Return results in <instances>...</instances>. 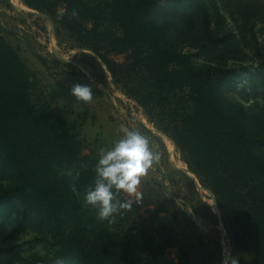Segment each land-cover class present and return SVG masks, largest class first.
Masks as SVG:
<instances>
[{
  "label": "trees",
  "instance_id": "obj_1",
  "mask_svg": "<svg viewBox=\"0 0 264 264\" xmlns=\"http://www.w3.org/2000/svg\"><path fill=\"white\" fill-rule=\"evenodd\" d=\"M22 2L78 35L149 115L185 95L187 107L174 109V120L159 129L214 194L238 249L251 264H264V137L249 134L260 118L224 95L234 71L212 56V47L223 40L211 23L197 35L211 64L198 66L172 46L175 25L155 19L154 0ZM120 55L124 63L115 60ZM35 84V74L0 35V172L17 178L10 196L50 230L60 255L72 264H200L180 246L176 221L163 211H150L147 221L127 231L131 217L144 208L134 204L115 215L122 227L114 230L112 219L99 220L96 209L84 204L99 154L87 152L78 129L49 103L33 102Z\"/></svg>",
  "mask_w": 264,
  "mask_h": 264
},
{
  "label": "rangeland",
  "instance_id": "obj_2",
  "mask_svg": "<svg viewBox=\"0 0 264 264\" xmlns=\"http://www.w3.org/2000/svg\"><path fill=\"white\" fill-rule=\"evenodd\" d=\"M154 1L155 19L175 25L172 46L198 66L211 64L197 46V35L204 32L206 21L211 23L214 36L223 40L212 47V56L222 58L234 71L223 93L260 118V125L249 126V134L264 137V0ZM0 35L36 76L33 102L38 106L49 103L55 113L73 124L87 152L99 154L123 135V129L133 128L147 136L160 153V161L139 189L144 208L124 229L147 221L150 211H163L176 221L180 246L200 264H251L250 256L238 249L214 194L201 185L181 151L159 129L174 120V109L187 107L185 95L173 96L171 107H154L149 115L126 95L78 35L59 27L46 14L29 9L22 0H0ZM114 58L125 61V56ZM77 83L92 88L91 101L80 102L71 95L70 86ZM16 184L14 175L0 172V264H72L60 255L50 230L10 196ZM111 219V229L122 227L115 216Z\"/></svg>",
  "mask_w": 264,
  "mask_h": 264
},
{
  "label": "clouds",
  "instance_id": "obj_3",
  "mask_svg": "<svg viewBox=\"0 0 264 264\" xmlns=\"http://www.w3.org/2000/svg\"><path fill=\"white\" fill-rule=\"evenodd\" d=\"M64 10H60L63 15ZM72 16L77 17L74 9ZM71 95L80 102L93 98L92 88L84 84L70 86ZM111 147L101 148L95 165L94 184L84 193V204L96 209L99 220H109L141 201L140 186L144 177L161 159L147 136L139 130L125 128ZM73 191H76L73 186ZM128 199H120L121 195Z\"/></svg>",
  "mask_w": 264,
  "mask_h": 264
},
{
  "label": "bare ground",
  "instance_id": "obj_4",
  "mask_svg": "<svg viewBox=\"0 0 264 264\" xmlns=\"http://www.w3.org/2000/svg\"><path fill=\"white\" fill-rule=\"evenodd\" d=\"M52 50H53V52H55L56 54L58 53L56 47L54 46V44H53V46H52Z\"/></svg>",
  "mask_w": 264,
  "mask_h": 264
}]
</instances>
